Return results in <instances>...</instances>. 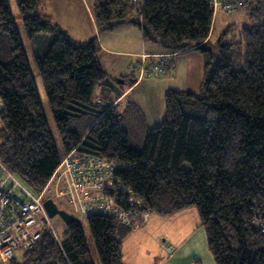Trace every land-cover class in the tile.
Here are the masks:
<instances>
[{"label":"trees","instance_id":"16d2710c","mask_svg":"<svg viewBox=\"0 0 264 264\" xmlns=\"http://www.w3.org/2000/svg\"><path fill=\"white\" fill-rule=\"evenodd\" d=\"M94 1L100 31L130 24L171 54L196 50L203 79L198 93L169 91L166 120L149 129L133 103L113 105L125 91L101 68L96 38L76 43L38 15L43 0H15L27 37H50L35 62L65 153L78 148L125 164L116 178L152 214L194 208L216 264H264V0H242L248 25L228 27L218 56L207 48L221 10L212 0ZM0 161L35 193L60 164L8 0H0ZM86 221L100 263L123 264L124 226L99 214ZM7 264L94 263L81 224L72 223L60 243L44 230Z\"/></svg>","mask_w":264,"mask_h":264},{"label":"crops","instance_id":"0c3cea01","mask_svg":"<svg viewBox=\"0 0 264 264\" xmlns=\"http://www.w3.org/2000/svg\"><path fill=\"white\" fill-rule=\"evenodd\" d=\"M90 1L93 0H43L42 6H40L48 14H51L47 21L59 26L76 43L85 44L94 38L98 40L101 47L98 61L109 77L122 80L119 84H126L127 80L130 79V87L126 90L124 89L123 95L118 97L113 105L118 106L121 110L124 109L127 105L124 102L131 93L128 92L132 88L136 89L153 81L143 80L138 82L135 80V82L134 77L129 74L128 69L133 62V58H136L134 61L138 62L139 59L137 58L139 55L151 57L149 61L146 60L148 65L157 64L162 56L173 55L171 58L173 61L171 62L174 63L173 69L176 79L184 80L194 74V86L200 89L205 64L203 54L196 50L171 54L163 50L158 44L151 43L150 46H147L143 41L141 31L130 24L118 26L111 31H100L95 20V13L90 7ZM219 11L214 16L211 37L217 22L220 21L219 17L222 15V12ZM220 25L222 24L220 23ZM192 53H196V56H191ZM141 62H138V65ZM107 64L110 67H107ZM111 70H115L114 73ZM164 77H168V75H164ZM167 80L168 78L162 80V83L169 86ZM172 90L175 89L166 87L163 89V94L166 96ZM177 90L198 93L197 89L188 91V89L180 90L176 88ZM133 104L139 109L136 102ZM143 117L148 127L147 120L145 116ZM155 215L150 214L148 218L141 222L138 228L122 227L124 229L119 230L117 238L121 242L123 264H216L214 257L209 251L207 235L200 226L199 218L194 208L183 210L170 216ZM160 222L162 224H170L171 231L154 230L155 225ZM141 226L143 229H141ZM55 235V238L60 243L62 238L56 232ZM88 248L93 263L101 264L95 244L93 250L89 246Z\"/></svg>","mask_w":264,"mask_h":264},{"label":"built area","instance_id":"2783aa9c","mask_svg":"<svg viewBox=\"0 0 264 264\" xmlns=\"http://www.w3.org/2000/svg\"><path fill=\"white\" fill-rule=\"evenodd\" d=\"M128 1L137 7H141L145 2ZM244 5L242 0H212L211 3L214 12L222 9L228 13L240 10ZM172 56H162L161 60L152 66L142 60L135 68L138 72L136 81L145 76L168 74L174 68ZM125 168V164L107 162L101 156L79 152L78 148H75L60 161L48 185L35 194L0 161V264L9 263L18 252L32 249L44 230L50 231L56 237L44 202L50 185L61 171L67 177L66 191L61 193L62 196L66 195L72 205L78 204L86 216H110L121 226L140 227L141 222L152 213L144 209L142 199L135 197L133 192L116 178L115 174ZM259 228L264 234V222L259 224Z\"/></svg>","mask_w":264,"mask_h":264},{"label":"rangeland","instance_id":"374dc122","mask_svg":"<svg viewBox=\"0 0 264 264\" xmlns=\"http://www.w3.org/2000/svg\"><path fill=\"white\" fill-rule=\"evenodd\" d=\"M9 6L11 8L14 21L16 23L17 31L19 33L20 39H21V44L23 47V50L25 52V55L29 61V65L32 71L34 83L37 89V92L40 97L41 105L43 112L48 120L49 123V129L51 132V135L53 137V142L55 145V148L58 152V156L60 161L65 157L66 153L64 150V147L62 145L59 133L57 131L56 125L52 119L49 104L47 101V97L39 76V71L38 67L35 62L36 55L45 53L48 45L50 44V37L49 35H38L35 39H29L25 33L22 18L19 14L17 5L15 3V0H8ZM42 6V5H41ZM40 5L37 8V13L38 15L47 21V18L51 15L48 14V12L41 7ZM90 7L93 9L94 13L96 12V2L90 1ZM222 12V15L219 17L220 21L217 22L216 28L213 32V36L210 39V44L208 45V49L213 52V54H217L218 56V49H217V42L221 38H225V34L228 32V27L232 25L233 31L235 33L240 32V30L243 27H246L247 20H246V10L244 9L243 11H234L231 13L225 12V11H219ZM44 15V16H42ZM47 15V16H46ZM219 15V13H218ZM46 17V18H45ZM216 21V19H215ZM48 22V21H47ZM220 23L222 25H220ZM226 25V26H225ZM227 37V36H226ZM147 46H150L151 43H146ZM202 54V53H200ZM191 56H196V53H192ZM209 58V54H207ZM136 58H133V62L131 63V66H129L128 72L131 74L132 77H134V81L138 79V72H136L135 68L138 67V62L142 60H147L149 61L151 59L150 56L147 55H139L137 59L139 61L135 62ZM173 61V59L171 60ZM155 65L154 64H149V66ZM174 66V63H173ZM107 67H110L109 64H107ZM147 68V67H146ZM151 68V67H150ZM110 69V68H109ZM204 70V67H203ZM114 73L115 70H111ZM165 75H168V77L163 76H145L142 77L141 79L138 80V82H141L143 80H153L152 82L146 83L145 85H141V87L132 88L128 93L129 96H127L125 100V104L127 103H137L139 110L142 111L143 116H145L147 120V125L148 128H155V127H160L163 125L164 121L166 120V108H165V94H163V89L166 87L170 89H175L176 88L180 90H186L188 91H193V89H197L196 91L198 92L199 88H195V79H194V74H191L188 78L184 80H177L175 77L174 69H171V71ZM109 77V76H108ZM115 77V76H112ZM110 80L112 81L113 84L115 82L120 83L119 78H111L109 77ZM168 78L167 82L169 86L165 85L162 83V80ZM130 79L127 80V83L125 84H120L125 90L130 87L131 83L129 81ZM111 85L113 86V84ZM194 86V88H193ZM197 86V85H196ZM165 91V90H164ZM178 91V90H177ZM127 93V94H128ZM66 183H67V177L64 175V173L61 171L57 176H55L53 183L51 184L49 188V193H48V198H51L55 201L57 206L60 209H64L66 212H69L71 215L76 217L81 224V228L84 233L85 240L87 241V245L91 248V250L94 249V241L89 229V226L86 221V215L82 212L81 208L79 207L78 204L72 205L69 200L67 199V196H62L63 190L66 191ZM35 193V192H32ZM36 194V193H35ZM159 216V215H155ZM161 218V217H159ZM51 224L57 233V235L60 238H63L64 233L66 231V225L63 222V220L60 217H55L51 219ZM142 227V226H141ZM145 228V227H144ZM124 228H120V230H123ZM143 229V227L141 228ZM138 230V229H137ZM154 230L157 231H171V226L170 224H162L157 223L155 225ZM23 252H18L16 254V259L19 261L22 257Z\"/></svg>","mask_w":264,"mask_h":264},{"label":"water","instance_id":"95a60500","mask_svg":"<svg viewBox=\"0 0 264 264\" xmlns=\"http://www.w3.org/2000/svg\"><path fill=\"white\" fill-rule=\"evenodd\" d=\"M44 208L50 219H53L58 216L63 220L66 226H69L72 223L80 224V221L76 217L71 215L69 212L60 209L55 203V201L51 198L45 200Z\"/></svg>","mask_w":264,"mask_h":264},{"label":"clouds","instance_id":"9594fccd","mask_svg":"<svg viewBox=\"0 0 264 264\" xmlns=\"http://www.w3.org/2000/svg\"><path fill=\"white\" fill-rule=\"evenodd\" d=\"M66 154H67V153H66ZM47 199H48V197H47ZM47 199H46V200H47Z\"/></svg>","mask_w":264,"mask_h":264}]
</instances>
